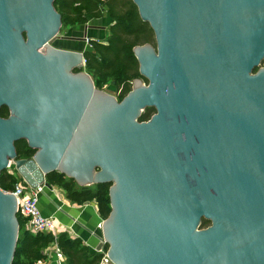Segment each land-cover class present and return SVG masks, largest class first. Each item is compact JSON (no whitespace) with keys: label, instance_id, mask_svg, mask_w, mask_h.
<instances>
[{"label":"water","instance_id":"obj_1","mask_svg":"<svg viewBox=\"0 0 264 264\" xmlns=\"http://www.w3.org/2000/svg\"><path fill=\"white\" fill-rule=\"evenodd\" d=\"M132 1L156 49L134 48L148 85L118 101L83 53L53 46L55 0H0V175L14 162L43 195L53 172L111 184L95 234L111 264H264V0ZM17 212L0 188V264L15 257Z\"/></svg>","mask_w":264,"mask_h":264},{"label":"trees","instance_id":"obj_2","mask_svg":"<svg viewBox=\"0 0 264 264\" xmlns=\"http://www.w3.org/2000/svg\"><path fill=\"white\" fill-rule=\"evenodd\" d=\"M54 5L65 26L85 25L91 17L101 19L104 12L114 23L105 41H93L92 50L85 53V71L92 77L97 89L114 85L123 100L132 91L135 80L147 81L140 74L134 48L152 44L155 35L150 25L141 20L132 0H55ZM154 114L155 109L147 108L140 121H148ZM8 115V109H2L1 116L7 118ZM16 148L19 158H32L35 154V150L30 149L25 140L17 142ZM47 181L53 188L62 190L71 203L84 205L95 202L101 219L109 217L111 184L80 187L75 180L58 172L50 173ZM15 183L16 180L7 171L0 175V188L3 191H12ZM18 220L20 234L12 264H38L46 261V250L55 244L65 256L66 264H100L103 259L102 253H90L79 238L72 239L67 233H61L57 239L50 234L34 236L26 231V221L20 215ZM209 225L208 221L203 220V227ZM108 248L105 245L104 252Z\"/></svg>","mask_w":264,"mask_h":264},{"label":"crops","instance_id":"obj_3","mask_svg":"<svg viewBox=\"0 0 264 264\" xmlns=\"http://www.w3.org/2000/svg\"><path fill=\"white\" fill-rule=\"evenodd\" d=\"M106 17L109 18L107 15ZM96 21L98 20L94 22ZM106 33L107 29L105 31L98 30L89 33L88 37L104 42ZM52 191L51 193L46 191L47 195H42L41 197L40 208L43 215L55 218L62 233L74 235L83 241L84 245L89 248L90 253H97L99 240L95 234H100L101 230L98 229V225L104 221L99 215L97 204L91 202L84 205H76L67 200L65 193H61L59 188L54 187ZM48 249L50 250L46 261L38 262V264H59L53 246ZM63 264H66V261Z\"/></svg>","mask_w":264,"mask_h":264},{"label":"built area","instance_id":"obj_4","mask_svg":"<svg viewBox=\"0 0 264 264\" xmlns=\"http://www.w3.org/2000/svg\"><path fill=\"white\" fill-rule=\"evenodd\" d=\"M89 41L86 40V44ZM83 66H86L87 60L85 57L83 58ZM9 175L14 177L16 183L12 191H4L13 195L17 200V210L18 215H20L25 221V229L30 234L37 236L41 234H50L55 239L62 233L60 231V226L57 220L53 217H45L40 208V200L45 191V187L38 186L37 188H32L15 170L14 162H11L8 169L6 170ZM102 224L98 225V229H102ZM71 234V233H70ZM72 239L76 237L74 235H69ZM53 249L55 251L56 257L58 259L59 264H63L66 260L65 256L62 254L58 246L53 245ZM50 249H48L45 254L48 256ZM103 259L100 264H111L110 260L107 256V252L102 250Z\"/></svg>","mask_w":264,"mask_h":264},{"label":"flooded vegetation","instance_id":"obj_5","mask_svg":"<svg viewBox=\"0 0 264 264\" xmlns=\"http://www.w3.org/2000/svg\"><path fill=\"white\" fill-rule=\"evenodd\" d=\"M103 14H104V16L101 19H104V17H106L105 16L106 13L104 12ZM95 20H99V19L91 17L88 19V21L85 25L65 26L64 24H62L61 31L64 29L67 32L64 35H59L55 39L53 46L56 47L57 45L60 44V45H62V48H60V49L70 51V52H75V53H83V56L85 57V53L88 51H91L93 48L92 42L93 41H99V39H94V38L88 37V34L95 32V31H98V30L105 31L107 29L104 26L97 25L96 23H91L92 21H95ZM113 25H114V23H112L110 25V28L107 29L106 37L111 34V29H112ZM82 26H83L82 35L78 31H77L78 32V34H77L76 29L81 28ZM86 40L89 41L88 44H86ZM85 68H86V66L84 67V71H85ZM74 73H78V72L74 71ZM8 112H9V110H8ZM9 115H10V112H9ZM9 115H8V117H9Z\"/></svg>","mask_w":264,"mask_h":264},{"label":"rangeland","instance_id":"obj_6","mask_svg":"<svg viewBox=\"0 0 264 264\" xmlns=\"http://www.w3.org/2000/svg\"><path fill=\"white\" fill-rule=\"evenodd\" d=\"M91 23H96L97 25L104 26L105 28L108 29V28H110V25L112 24V21L109 18L104 17V19H99L96 22L92 21ZM77 31L82 35V33H83V26L81 28H77L76 29V32ZM66 32L67 31H65L63 29L62 31H60L59 35H64V34H66ZM78 32H77V34H78ZM94 39H96V38H94ZM154 40H155V38H154ZM154 40H153L152 44H149V45H151L154 49H156V41H154ZM56 48H59L60 49V48H62V45L59 44V45L56 46ZM262 66L264 67V64ZM142 82H143L144 85H146V86L148 85V82L147 81H142ZM133 85H134V82L132 84V89H133ZM102 90H104L109 95L115 97L118 101H121V99H120V91L114 85H111V84L110 85H106ZM60 191H61V193H64L62 190H60ZM49 193H51V191H49Z\"/></svg>","mask_w":264,"mask_h":264},{"label":"bare ground","instance_id":"obj_7","mask_svg":"<svg viewBox=\"0 0 264 264\" xmlns=\"http://www.w3.org/2000/svg\"><path fill=\"white\" fill-rule=\"evenodd\" d=\"M57 45V44H56ZM51 196H52V194H51ZM52 198V197H51ZM53 198H55L54 196H53ZM62 206V205H61ZM63 207V206H62ZM95 238V237H94Z\"/></svg>","mask_w":264,"mask_h":264}]
</instances>
